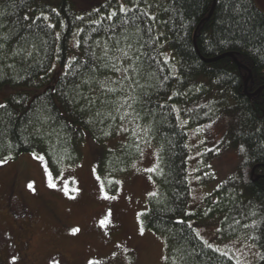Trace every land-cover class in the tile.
<instances>
[{
    "label": "trees",
    "instance_id": "16d2710c",
    "mask_svg": "<svg viewBox=\"0 0 264 264\" xmlns=\"http://www.w3.org/2000/svg\"><path fill=\"white\" fill-rule=\"evenodd\" d=\"M36 7L0 0V90H17L0 104V164L34 154L59 174L81 164L89 133L103 147L100 176L114 195L153 150L156 190L141 220L165 240V264H238L199 235L190 213V130L226 116L231 145L247 154L239 173L260 216L251 240L264 264V12L256 1L109 0L83 13L61 0L33 19Z\"/></svg>",
    "mask_w": 264,
    "mask_h": 264
},
{
    "label": "rangeland",
    "instance_id": "374dc122",
    "mask_svg": "<svg viewBox=\"0 0 264 264\" xmlns=\"http://www.w3.org/2000/svg\"><path fill=\"white\" fill-rule=\"evenodd\" d=\"M36 1L33 19L45 15L43 6L58 10L61 2ZM72 1L87 13L109 0ZM255 1L264 12V0ZM60 75L56 64L51 87ZM16 91L1 89L0 104ZM230 122L221 116L190 130L191 223L207 243L238 264H261L251 240L260 216L239 173L247 154L231 145ZM86 136L81 164L59 174L34 154L0 164V264H165V240L141 220L156 190V152L149 150L139 170L123 176L118 193L111 195L100 176L103 147Z\"/></svg>",
    "mask_w": 264,
    "mask_h": 264
},
{
    "label": "water",
    "instance_id": "95a60500",
    "mask_svg": "<svg viewBox=\"0 0 264 264\" xmlns=\"http://www.w3.org/2000/svg\"><path fill=\"white\" fill-rule=\"evenodd\" d=\"M230 57L233 58L238 63L237 59L233 55H230ZM239 66H240V68H244L245 69V67H243L242 65L239 64ZM250 79H251V75L246 81V89H247V86H248V83H249Z\"/></svg>",
    "mask_w": 264,
    "mask_h": 264
},
{
    "label": "snow or ice",
    "instance_id": "6c2138e0",
    "mask_svg": "<svg viewBox=\"0 0 264 264\" xmlns=\"http://www.w3.org/2000/svg\"><path fill=\"white\" fill-rule=\"evenodd\" d=\"M29 187H31V185H29ZM78 231V230H77Z\"/></svg>",
    "mask_w": 264,
    "mask_h": 264
}]
</instances>
